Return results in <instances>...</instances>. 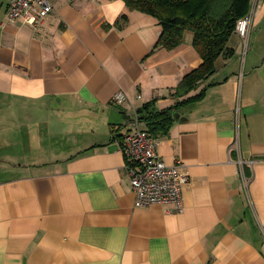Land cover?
<instances>
[{"label":"crops","instance_id":"0c3cea01","mask_svg":"<svg viewBox=\"0 0 264 264\" xmlns=\"http://www.w3.org/2000/svg\"><path fill=\"white\" fill-rule=\"evenodd\" d=\"M10 1L0 0V264H264V0L247 45L234 33L233 55L179 98L202 63L192 32L156 47L159 21L123 0H52L36 28L8 20ZM120 89L129 101L114 105ZM202 89L156 138L161 159L189 175L183 210L136 207L120 149L130 118ZM238 103L249 195L230 150Z\"/></svg>","mask_w":264,"mask_h":264},{"label":"trees","instance_id":"16d2710c","mask_svg":"<svg viewBox=\"0 0 264 264\" xmlns=\"http://www.w3.org/2000/svg\"><path fill=\"white\" fill-rule=\"evenodd\" d=\"M132 10L156 18L162 32L156 47L176 48L186 31L193 33V46L202 59L201 65L187 73L175 88L174 96L183 97L215 72L219 56H231L228 47L235 33L237 20L251 10L252 0H123ZM205 89L197 95L177 101L173 106L158 110L155 100L148 101L136 111L145 129L155 138L166 135L181 106L201 100Z\"/></svg>","mask_w":264,"mask_h":264},{"label":"built area","instance_id":"2783aa9c","mask_svg":"<svg viewBox=\"0 0 264 264\" xmlns=\"http://www.w3.org/2000/svg\"><path fill=\"white\" fill-rule=\"evenodd\" d=\"M256 2L257 0H252L249 13L238 19L236 23L235 33L242 38L245 46L251 31ZM52 10V0H11L7 18L9 21L20 19L37 28L45 22ZM126 101H129V97L122 89L118 90L111 98V103L114 105H120ZM234 122L236 139L230 146V150L235 152L237 157L236 164L241 187L249 195L250 179L246 172L248 163L241 158L238 145L240 107L235 109ZM128 126V130L122 136L120 149L127 158V172L130 176L131 190L135 196V206L173 204L174 209L181 212L183 210L182 190L190 181L184 164L178 160L175 164L168 165L161 159L156 149L157 139L143 127L145 126L144 122L139 119L136 110L130 118Z\"/></svg>","mask_w":264,"mask_h":264},{"label":"rangeland","instance_id":"374dc122","mask_svg":"<svg viewBox=\"0 0 264 264\" xmlns=\"http://www.w3.org/2000/svg\"><path fill=\"white\" fill-rule=\"evenodd\" d=\"M242 68H243V65H242ZM237 107H238V108L240 107L239 103L236 105V107H235V108H237Z\"/></svg>","mask_w":264,"mask_h":264},{"label":"water","instance_id":"95a60500","mask_svg":"<svg viewBox=\"0 0 264 264\" xmlns=\"http://www.w3.org/2000/svg\"><path fill=\"white\" fill-rule=\"evenodd\" d=\"M175 117H177V118H178V114H177V113H175Z\"/></svg>","mask_w":264,"mask_h":264}]
</instances>
